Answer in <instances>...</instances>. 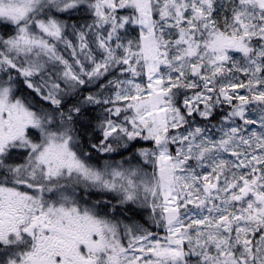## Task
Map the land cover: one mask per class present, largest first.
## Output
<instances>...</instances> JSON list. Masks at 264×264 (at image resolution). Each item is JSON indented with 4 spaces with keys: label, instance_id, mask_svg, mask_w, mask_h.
Segmentation results:
<instances>
[{
    "label": "snow or ice",
    "instance_id": "obj_1",
    "mask_svg": "<svg viewBox=\"0 0 264 264\" xmlns=\"http://www.w3.org/2000/svg\"><path fill=\"white\" fill-rule=\"evenodd\" d=\"M0 264H264V0H0Z\"/></svg>",
    "mask_w": 264,
    "mask_h": 264
}]
</instances>
